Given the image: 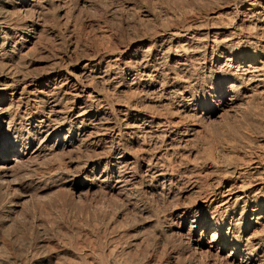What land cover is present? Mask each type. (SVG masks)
I'll use <instances>...</instances> for the list:
<instances>
[{"label": "bare ground", "instance_id": "1", "mask_svg": "<svg viewBox=\"0 0 264 264\" xmlns=\"http://www.w3.org/2000/svg\"><path fill=\"white\" fill-rule=\"evenodd\" d=\"M220 1L192 0L197 5ZM228 1L216 17L177 20L182 24L126 45L111 39L106 47L80 45L68 31L67 39L60 35L62 54L52 55L49 70L39 72L33 56L46 36L44 17L52 12L61 28L68 4L83 8L89 1L0 0L1 224L15 220L34 186L46 191L70 185L78 199L96 186L126 196L124 200L138 194L157 201L163 212L160 207L138 211L157 229L156 241L176 239L197 264H264V137L259 131L249 140L241 129L224 145L204 136V148L193 145L195 135L224 116H245L249 109L254 114L259 109L254 101L264 99V0ZM158 109L167 114H154ZM257 112L263 120L264 111L262 116ZM189 119L200 130L183 125ZM74 153L81 161L67 162ZM53 158L60 160L54 170L37 180L26 175L29 166ZM82 178L90 184L79 183ZM140 236L128 241L137 252L145 240ZM35 241L34 251L45 249V238ZM0 244L8 251L7 243ZM111 244H106L112 254L108 259L107 247L101 249V264H149L154 259L151 250L154 255L147 251L146 261L127 262L124 248ZM68 252L84 261L81 252ZM28 253L13 262L73 264L53 262L48 253ZM174 254L166 264L185 258Z\"/></svg>", "mask_w": 264, "mask_h": 264}, {"label": "rangeland", "instance_id": "2", "mask_svg": "<svg viewBox=\"0 0 264 264\" xmlns=\"http://www.w3.org/2000/svg\"><path fill=\"white\" fill-rule=\"evenodd\" d=\"M87 1H89V3L86 4L85 7L83 6V8H81L82 6H80V8H76L74 3H72V5L68 4L69 6H67L65 9L66 19L63 21V22L66 21V24L62 25L61 28L57 27V25L55 24L56 20L53 18L52 12L48 13L46 15L47 17L46 16L44 17L46 21L47 32L43 34L46 36L44 38L42 37L41 40L42 42L40 44L41 50L36 55L33 56L37 60V65L35 67L36 68L35 70L39 72L49 70L50 67L48 66L49 65L48 62L52 58V55H57V54L60 55L62 54L61 52H63V48H62L63 42H61L62 41L61 39L63 37H61L60 35L63 34L64 37L67 39L66 36L69 34L68 31L74 33L77 42H79L80 45L92 46L94 44L93 46L106 47L110 44L109 42H111V40L114 42H119L120 44L121 43L129 44L132 43L131 41L133 42L136 41L135 38H138L144 34L146 35V33L148 34L155 30L169 28L174 24H178V23L182 24L181 23L182 21H185L186 19H189L191 17H195V16L200 17V16H204L205 14H206L205 16L209 15L211 17L212 16L216 17L217 15L215 12L217 11L225 12L226 3L229 2L228 0H221L218 3L212 2L211 4L208 3L204 5H197L194 4L192 0H140V1L139 0L138 1L137 0H127V1L126 0H87ZM146 12L148 14H151V16H147ZM167 15H169V18ZM177 20H181V22H178ZM51 26L55 28L53 29V27ZM58 30H61L62 33L59 34L57 32ZM54 34H56V36ZM59 45L61 46L59 47ZM81 61L85 63L84 60ZM254 105H257L255 107L257 109L259 108L258 109L260 111L259 113L262 116L263 115L262 112L264 111V99L262 100L259 99L254 101V104L252 106ZM255 107H252L251 111L253 108L256 109ZM257 111L256 113L254 112L255 117L251 116L254 115L251 114L252 112L249 113L250 109L249 111L246 112L244 111V114H246L245 116L242 113H238L237 115L224 116L223 119L221 120L223 123L221 121H217L215 122V124H213V126H210L206 130H203L202 131L203 133L201 132L197 134V136L195 135L194 139L192 138L194 142L193 145H195V149H200L201 147L202 148L205 147L202 144L203 140L201 141V139H203L204 137L206 138L207 142L210 141L211 143V141H213L212 143L215 144L216 146H220L221 144L224 145V142L226 141L225 139L228 140L229 138H232V136L236 137L239 136V134H242L240 133L242 132L241 129H243V134L244 135L246 134L245 135L247 136L246 138L250 137L248 138L249 140L255 139L259 131L260 132L258 133V136L262 135L264 137V118L262 117L263 120L257 119L256 118L258 116ZM154 114L163 117L164 115L167 114V112L163 109H158ZM241 116L243 117V119L246 118L245 120L248 121L246 122L244 120L246 124L243 121L245 125L243 124V122H241L242 120ZM177 121L180 122L181 120L175 119L174 122ZM239 121L241 122V124ZM259 122H261V124ZM239 124L241 126H239ZM183 125H185L186 127L189 126L190 129L191 128L196 129V131L200 130L199 129L200 124H198V122H195L194 120L191 119L187 121L185 120ZM245 127L246 128L248 127L247 128L248 130L245 129ZM77 155L78 153L72 154L71 156L72 159H70L69 156L66 157L67 162H69V160H73L74 162H76L77 157H79L80 158L79 161H81V156H79L80 154L78 156ZM59 163L60 160L58 158H53L51 162L39 161L37 165L29 166L30 168H28V170L30 171V173L27 174L28 172L27 170L26 175L27 176L29 175L28 177L31 176L32 177L31 179L37 180V178H41L42 173L45 172L44 174H46L47 172L51 171V168H53L52 170L57 168ZM79 183L90 184L87 182L86 178L79 179ZM69 186L70 185H60L53 187L52 189H48L46 191L39 190L38 186H34L38 190L32 187L30 189L31 191H29L30 200L27 199L28 203L26 202L23 206L19 207V210H17V214L14 215L15 220L2 222V224L0 222V242H5L8 245V251H7L5 246L3 244H0V264H15L13 262V259L19 258L20 260H22V258L23 259L25 258L24 256L27 252H29L28 254H32L34 252L35 253L41 252L46 255L48 253L49 254L48 256L50 257V259H52L51 261L53 262H56L57 259H59V261L64 262L66 259L67 261L70 260L68 262L69 263L72 262L73 264H78V262L80 264L81 263L84 264L83 262H85V264L86 262L93 264V261H95L96 263V261L99 262V259H102L103 256L102 255L100 256L102 252L101 251L102 248L107 247L105 248L107 252V254L105 253V256L106 259L109 258L108 256H110L111 253L108 251L109 250L108 246H110L111 243H112L111 244L112 248H114L115 245L117 246L118 244L121 245L118 246L119 248L115 247L117 250L120 249L122 250L124 248L122 251H125V254L128 255L125 256L127 258V262L128 260H133V259L137 261L138 258H143L142 262H144V260L145 261L147 260L146 258H144L147 255V251H149V253H152L150 252L151 250H154V254L156 256L152 253L154 255L153 257L154 259L153 261H151V263L149 262V264H157V263L166 264L167 261L169 260L173 261V259H175L174 256L177 255L174 253H178V255L185 256V258L188 256L184 251L186 245L184 246L183 243L181 245L180 242L179 241L177 242L176 239L168 238L169 241L168 240L164 241L163 239L158 240L159 242L156 241L157 239L155 238L157 235L156 234L157 229L153 227L154 225L149 220L145 219L146 215L142 216L138 212L140 208H149L152 210L161 209L162 212L164 211V208L161 205H159L157 201L151 200L149 196L143 197L136 194L135 196L137 200L132 199V197L130 196L128 197L127 200L126 199L124 200L126 196L123 197L113 196L107 194L103 189L95 186L92 188L91 190L92 192L90 191L88 194H84V196L82 195L81 196L82 199L80 198L81 199L80 200L77 197L78 195L72 192L73 191L72 187ZM129 198L131 199L129 200ZM2 200L3 199L0 194V207L3 204ZM141 200L142 201L145 200V201L142 202ZM129 202L130 203L133 202V204L135 203L136 205L135 204L134 205L136 207L134 206V208L136 209H133V204L132 203L130 204ZM152 202L155 203L153 204ZM148 205H150V207ZM140 215L142 216V218ZM116 220H118L125 227L123 225H119L116 222ZM191 220H189L187 223L188 227L192 224V223L190 224ZM123 227L126 230L123 229ZM127 227H129L130 230ZM143 227H145V229ZM127 229L129 232L127 231ZM125 232H127V234ZM122 234L123 236H121ZM136 234L138 236H140L141 234L140 237L145 238L142 247L139 248L140 250L139 252H137L138 248H136L135 246L130 247V242H128L131 241V239L133 240L134 239L133 235L136 236ZM142 234L145 235L143 236ZM42 238L43 239L45 238V240H47V245H46L47 247L45 246V249L43 250L35 249L34 251V248L36 247L35 240L36 239L39 240ZM143 246H145V248L149 250L143 248ZM125 247L127 248V250ZM68 249L74 251L76 250L79 253L81 252V254H83L82 257L84 261H81L79 259H76L74 256H71L73 254L68 252ZM144 249L145 251L143 252L145 253L144 255H142L143 252L141 250ZM88 251L90 253H93L95 251L94 254L91 255V256L93 255L95 256L89 257V255H87L89 253ZM128 251H130V254ZM96 255L98 256L96 257ZM129 255H131L132 257L131 259L128 258ZM125 257L123 258L125 259ZM183 258L181 257L179 258V260H175L174 264H176V261L181 262V263L178 262L179 264H195V263L197 264V262L193 260V258H191L190 256H188L186 260L185 258L184 259ZM189 258L190 260H187ZM182 259L184 261H182ZM98 264L101 263L99 262Z\"/></svg>", "mask_w": 264, "mask_h": 264}]
</instances>
